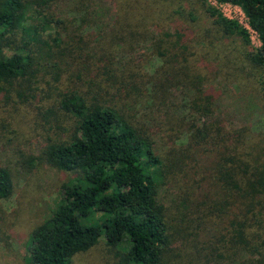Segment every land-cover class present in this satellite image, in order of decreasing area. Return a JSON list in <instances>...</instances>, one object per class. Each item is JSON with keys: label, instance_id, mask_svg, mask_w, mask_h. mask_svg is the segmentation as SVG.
<instances>
[{"label": "trees", "instance_id": "obj_1", "mask_svg": "<svg viewBox=\"0 0 264 264\" xmlns=\"http://www.w3.org/2000/svg\"><path fill=\"white\" fill-rule=\"evenodd\" d=\"M216 1L240 7L249 28L201 0L210 27L203 31L206 38L201 51L196 50L193 55L199 53L206 60L217 45L238 40L245 49L243 59L264 73V0ZM55 2L0 0V86L5 87L6 93L17 84L32 87L42 74L59 80L62 71L57 61H64L61 60L64 55L76 58L75 51L85 52L90 47L86 40L89 36L83 34L67 44L66 54L62 52L66 43L63 36L67 37L69 29L53 9ZM118 7L113 27L98 36L93 46L96 54L87 57V67L83 66L80 72L87 77L90 98L70 93L62 100V110L74 120L73 131L66 139L49 143L43 150L45 161L71 173L73 179L62 186V199L51 216L33 230L30 264H71L74 257L91 250L102 239L114 249L127 244L126 250L118 249L122 264H169L168 259L174 256L181 260L180 264H264V150L256 141L259 138L251 135V129L236 131L221 124H200L189 131L187 144L194 147L193 158L202 149L209 148L215 153L211 167L215 184L193 190L190 198L179 194L180 221L187 214L196 213L199 222H203L205 217L213 218V212L219 213L220 219L221 213L230 215V220L228 225L218 223L221 229L218 238L209 239L206 245L194 244L188 235L180 241L175 236L172 208L164 205L161 195L168 184L175 186L184 178L193 180L186 176L189 152H183L181 147L182 154L170 163L173 167L169 166L158 153L155 139L137 127L127 109L102 99L106 89L128 88V77L138 79L134 71L142 70L141 59L132 56L127 63L130 73L119 81L116 56L112 54L116 44L112 39L118 50L127 48L134 52L147 31L144 25L136 24L132 5L120 0ZM177 14H188L194 23L198 21L193 9L188 12L183 7ZM198 31L199 28L193 33ZM252 32L261 43L259 48L252 47ZM81 34L82 30H74L70 39ZM173 39L177 41L169 45L167 42ZM181 40H185L181 32L164 35V46L177 51L182 47L184 51L180 59H172L165 48L159 51L163 65L171 66L167 81L176 86L182 82L183 86L200 84L196 92L202 93L200 67L188 59L190 50L198 49L199 44ZM83 57L80 54L78 61ZM177 60L182 61L180 65ZM161 69L162 66L158 71ZM210 95L200 101H207L208 106L195 107V113L209 114L211 107L209 115L214 112ZM13 192L12 172L0 167V199L10 198ZM197 192L209 199L211 205L202 207L209 208L210 215L205 214L201 203L193 200ZM193 229L201 234L197 227ZM179 242L183 244L182 250L175 247Z\"/></svg>", "mask_w": 264, "mask_h": 264}, {"label": "rangeland", "instance_id": "obj_2", "mask_svg": "<svg viewBox=\"0 0 264 264\" xmlns=\"http://www.w3.org/2000/svg\"><path fill=\"white\" fill-rule=\"evenodd\" d=\"M122 1L132 5L136 24L144 25L147 32L135 51L132 50L134 52L127 48L118 50V44L112 39L116 44L112 54L116 56L119 81L130 73L127 72V63L132 56L141 59L142 70L134 71L138 73V79L128 77V88L122 91L117 88L113 91L102 90V99L126 108L137 127L143 128L155 139L158 153L169 166L173 167L170 163L182 154L181 147L183 152H189L186 176L192 177L193 180L184 178L175 186H164L161 200L166 207L172 208L174 234L179 241L184 235H188L194 244L199 242L206 245L209 239L216 241L221 231L218 223L228 225L230 215L221 213L220 219L217 217L219 213L213 212V218L205 217L203 222H199V215L190 213L180 221L179 194L190 198L193 190L206 188L209 183L215 184L211 170L216 159L215 153L209 148L202 149L199 155L193 158L194 147L188 146L187 136L190 130H195L194 126L199 127L200 124H221L236 131L246 128L252 130L251 135L259 138L255 140L264 150V73L253 69L243 59L245 49L238 40L217 45L211 49L206 60H202L199 53L193 55L192 52L201 51L206 38L203 31L210 27L201 7V0ZM205 1L218 8L228 18L237 20L244 26L248 25L247 17L240 7L219 4L216 0ZM118 6L120 0H56L53 9L66 21L69 29L67 37L63 36L66 43L62 52L66 54L67 44L83 37V34L89 36L86 40L90 42V47L85 52L75 51L76 58L72 56L70 59L64 55L61 59L64 61H57L62 71L59 80L54 79L53 75L42 74L39 82L32 85L33 88L17 84L12 89L9 88V93H6L5 87L0 86V167L8 168L14 178L13 194L8 199H0V264H30L29 247L33 230L51 216L62 199V186L73 179L71 173L61 171L45 161L42 153L49 143L64 140L73 131L74 120L62 110V100L70 93L88 96L87 77L84 78L80 72L83 66L87 67V57L96 54L93 46L99 40L98 36L103 32H110L113 27L118 15ZM183 7L187 8L188 12L194 10L198 17L196 23L188 14H177ZM197 28L199 31L193 33ZM74 30H82V34L70 39ZM178 32L184 36L185 40H181L182 42L199 44L198 49L190 50L188 59L200 67V77L203 78L204 84L202 93L196 92L200 84L197 87L183 86L182 82L176 86L172 81H167L171 66L163 65L159 51L165 48L169 50L168 56L172 59L182 58V47L177 51L169 46L174 45L177 39L167 42L169 45L164 46L163 43L166 33ZM251 39L252 47L261 46L254 32ZM80 54L84 57L78 61ZM179 62L182 61H176L180 65ZM161 66L162 69L158 71ZM192 71L197 75V71ZM192 74L190 79L194 76ZM144 75L146 77H143ZM115 92L120 93L116 96ZM207 94L213 97L214 112L209 115L213 110L211 107V112L206 113L208 116L195 113V107L208 106L207 101L200 102L206 99ZM89 98L90 96L87 97ZM193 200L201 203L200 207L204 204L211 205L209 199L199 192L193 196ZM204 212L206 215L211 214L209 208H205ZM194 227H197L201 234L193 229ZM187 228L190 231L186 230ZM180 243L175 245L177 250L184 248ZM118 249L126 250L127 244L124 243ZM118 249L110 248L105 239H102L91 250L74 257L71 264H122ZM180 262L176 256L168 259L169 264Z\"/></svg>", "mask_w": 264, "mask_h": 264}, {"label": "built area", "instance_id": "obj_3", "mask_svg": "<svg viewBox=\"0 0 264 264\" xmlns=\"http://www.w3.org/2000/svg\"><path fill=\"white\" fill-rule=\"evenodd\" d=\"M218 3V2H217ZM246 27H248L249 28V26L247 25Z\"/></svg>", "mask_w": 264, "mask_h": 264}]
</instances>
